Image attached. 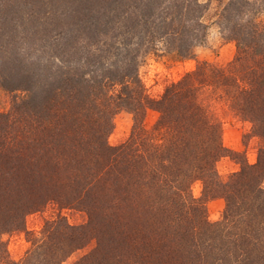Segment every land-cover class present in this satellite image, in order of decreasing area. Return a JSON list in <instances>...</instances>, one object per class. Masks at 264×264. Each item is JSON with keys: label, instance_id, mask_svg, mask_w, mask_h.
Listing matches in <instances>:
<instances>
[{"label": "trees", "instance_id": "16d2710c", "mask_svg": "<svg viewBox=\"0 0 264 264\" xmlns=\"http://www.w3.org/2000/svg\"><path fill=\"white\" fill-rule=\"evenodd\" d=\"M32 1L0 0V17L13 25L22 13L38 12ZM41 1L58 9L61 0ZM145 1L132 16L123 9L127 0H68L59 14L85 27V34L74 27L68 35L44 36L53 49L42 65L44 90L31 109L33 129L0 141V205L17 185L10 197L22 202L19 216L40 204L31 178L62 206L81 207L88 222L56 218L43 260L40 244L34 261L32 255L22 263L0 257V264H61L72 248L91 240L93 249L75 264H230L231 258L264 264V0H227L216 24L235 44L233 59L201 62L166 84L158 99L148 96L138 77L141 50L162 41L192 56V46L206 35L207 8L201 0ZM78 11L88 12V23L76 21ZM11 50L10 87L29 92L26 80L32 82L40 66L31 71L25 56ZM217 98L249 120L261 140L257 162L226 182L216 170L225 152L211 107ZM147 108L159 114L150 129L143 123ZM120 110L131 114L132 126L127 138L111 145L107 138ZM197 179L205 197L225 199L221 223L209 222L204 201L192 197ZM256 217L261 227L251 225Z\"/></svg>", "mask_w": 264, "mask_h": 264}, {"label": "rangeland", "instance_id": "374dc122", "mask_svg": "<svg viewBox=\"0 0 264 264\" xmlns=\"http://www.w3.org/2000/svg\"><path fill=\"white\" fill-rule=\"evenodd\" d=\"M139 1L141 0H127L123 9L126 8L132 16L137 15L146 6V3L143 2L138 4ZM201 1L205 3L207 8L203 16V22L207 24L208 28L204 40L192 46L190 53L192 56L183 57L175 49L169 48L170 46L166 43L162 44V41L160 43L156 41V45L150 49L143 48L141 50L138 56L137 73L150 98L158 99L166 84L179 80L186 72L195 70L201 62L226 64L233 59L235 44L223 36L216 24V15L227 0ZM67 2L68 0H61L57 3L58 9H56V4H47L41 0H33L32 3L38 9H35V11L38 12H34L31 16H27V13H22L23 16L16 18L13 21V25H8L0 17V141L5 142L8 137L12 140V137L16 136L18 129H23L24 127L26 131L32 128L31 125L34 122V117H30V114L34 116V113H32L31 109L38 102L42 95V90H44L43 71L41 69L42 65L46 64L49 48H51L44 40V36L48 35L49 32L50 35H57L56 32L68 35L70 29L74 27L78 28L77 33L81 32L84 35V32H86L85 27L80 24L77 26L75 21L70 23V19L66 22V20H63L65 18L63 14H59L60 10L66 8ZM149 2L152 1L150 0ZM81 11L77 12L79 17L76 18V21L86 24L88 23V18L85 16L88 12ZM126 17H128V14ZM44 27L46 28L45 30ZM11 49H14L13 52L15 54L18 53V55L22 54L25 56L26 64L32 68L31 71L36 70L37 64L38 67L40 66L35 77H32V82L28 79L26 80L32 84L33 91L22 92L11 89L13 71L11 73L9 68L11 63L9 60L11 58L9 59L7 55ZM52 49H50V53ZM3 61L6 62L7 67L2 63ZM39 74H41V79ZM31 92L33 93L31 94ZM28 105L30 106L27 107ZM211 107L221 124V142L225 148L224 155L216 162V170L219 179L226 182L231 174L241 171L243 166L254 165L257 162L261 140L253 132L251 122L239 116L228 103L217 98L216 101L211 103ZM158 115V111L154 108H147L143 121L147 129H150L154 125ZM132 122L130 113L125 110L118 111L113 116V128L108 135V142L111 145H116L127 138ZM23 138L28 143L29 140L24 136ZM29 182L37 189L35 194L38 193L37 197L40 196L39 200H41L40 204L36 205L34 209L24 216H19L22 214L20 210L22 202L14 204L11 199L13 198L14 200V197H10L11 195L14 196L17 192L18 185L14 186L10 196H7V203L5 202V205L3 203L0 205V257L4 258V260L6 259L7 262L22 263L24 259L29 258L31 255L33 257L31 261H34L37 251L43 254L41 255L43 260L46 252L48 253L50 226L56 218H63L64 221L71 225H81L88 222L87 214L81 207L75 205L62 206L54 198H51L48 193H44L45 190L40 188L39 182L31 178ZM262 186L264 187V180ZM203 188L204 184L202 180L197 179L193 181L190 189L192 197L197 202L204 201L205 216L209 222L221 223L224 217L225 199L219 195L207 198L205 197ZM47 196L50 198L45 199ZM256 203H260V200H257ZM261 222L262 219L256 217L252 220L251 225L255 226V228L261 227L263 225L260 224ZM94 242V240H91L79 248L70 249V253L63 259L61 264L77 263L93 249ZM40 244L42 245L41 250L36 251V248ZM57 245L64 250L65 242L61 241ZM233 260V258L229 260L230 264H238L237 262H233ZM242 263L248 264L246 260H243ZM249 263L257 264L253 260H249Z\"/></svg>", "mask_w": 264, "mask_h": 264}]
</instances>
